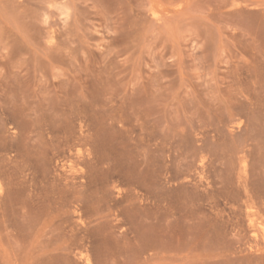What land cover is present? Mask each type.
Segmentation results:
<instances>
[{
    "label": "rangeland",
    "instance_id": "rangeland-1",
    "mask_svg": "<svg viewBox=\"0 0 264 264\" xmlns=\"http://www.w3.org/2000/svg\"><path fill=\"white\" fill-rule=\"evenodd\" d=\"M0 264H264V0H0Z\"/></svg>",
    "mask_w": 264,
    "mask_h": 264
}]
</instances>
